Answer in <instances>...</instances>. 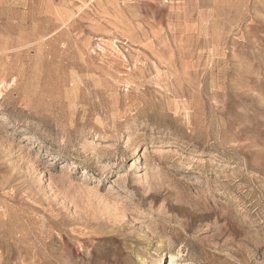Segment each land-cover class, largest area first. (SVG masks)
<instances>
[{
	"label": "rangeland",
	"instance_id": "374dc122",
	"mask_svg": "<svg viewBox=\"0 0 264 264\" xmlns=\"http://www.w3.org/2000/svg\"><path fill=\"white\" fill-rule=\"evenodd\" d=\"M0 38V264H264V0H0Z\"/></svg>",
	"mask_w": 264,
	"mask_h": 264
},
{
	"label": "bare ground",
	"instance_id": "6f19581e",
	"mask_svg": "<svg viewBox=\"0 0 264 264\" xmlns=\"http://www.w3.org/2000/svg\"><path fill=\"white\" fill-rule=\"evenodd\" d=\"M61 25H62V24H61ZM45 35H46V34H45ZM0 41L2 42L1 38H0ZM174 259H175V255H173V254H169V256H167V258H166V263H168V264H173ZM166 263H165V264H166Z\"/></svg>",
	"mask_w": 264,
	"mask_h": 264
}]
</instances>
